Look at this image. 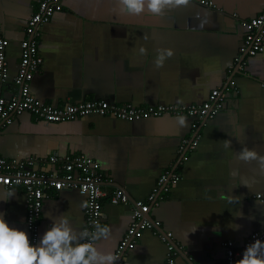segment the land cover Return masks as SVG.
<instances>
[{
	"label": "crops",
	"instance_id": "1",
	"mask_svg": "<svg viewBox=\"0 0 264 264\" xmlns=\"http://www.w3.org/2000/svg\"><path fill=\"white\" fill-rule=\"evenodd\" d=\"M41 1L0 0V35L10 40L7 96L15 92L21 42ZM212 1L214 6L189 0L153 16L122 12L117 0H64L39 27L43 64L31 83L39 100L56 106L98 99L136 107L189 105L203 103L221 89L222 109L196 130L195 118L187 115L129 121L91 114L49 122L27 112L0 128L1 156L88 155L101 165L106 192L121 188L131 201H147L163 173L182 175L146 215L159 220L160 228L140 231L115 264H171L162 231L173 233L180 250L173 264H227L223 242L242 246L264 224V202L253 198L264 193V168L258 160L238 159L244 145L264 156V50L248 57L244 69L235 64L245 35L241 20L256 16L264 0ZM161 49H172L173 55L158 67ZM196 133L199 143L184 160L181 144ZM225 139L231 141L227 149ZM85 207L86 196L77 189L49 193L38 241L53 219L64 214L84 229ZM27 209L22 187L0 185V212L30 237ZM131 220L129 204H112L106 197L101 224L110 232L95 245L115 255Z\"/></svg>",
	"mask_w": 264,
	"mask_h": 264
},
{
	"label": "built area",
	"instance_id": "2",
	"mask_svg": "<svg viewBox=\"0 0 264 264\" xmlns=\"http://www.w3.org/2000/svg\"><path fill=\"white\" fill-rule=\"evenodd\" d=\"M63 1L42 0L38 10L29 19L26 27L27 38L21 42L22 54L18 73L13 80L15 92L10 96L6 95V85L10 77L7 59L10 40L0 35V128L12 123L15 117L27 112L49 122L73 120L91 114L113 115L129 121L164 114L187 115L195 118L192 128L196 130L201 122H205L220 112L223 107L221 89H214L203 103L189 105L161 104L136 107L131 103L117 105L98 99L70 101L56 106L39 100L31 89L32 80L43 64V57L39 52V27L51 20L53 14L62 7ZM198 1L203 5H215L212 0ZM241 25L245 30V35L238 55L235 57V64L239 70L245 68L248 57L255 56L264 50V7L256 16L242 19ZM199 140V133L183 140L180 149L184 152L182 157L184 160L189 158L188 151L194 150ZM39 165H51L54 168L48 170V168H40ZM104 177L100 163L85 154L51 155L47 158L23 160L0 155V185L10 190L17 187H22L25 190L30 239L35 241H38L39 238V221L43 203L51 192L77 189L86 196V223L83 230L90 233L94 231V225L102 221L103 202L106 197L112 204H129L131 206V224L115 253L120 260L122 254L134 246L135 238L140 231L160 228L159 220H149L146 215L152 208V204L157 203L163 192H169L171 187L182 178V175L179 172L163 173L147 201H131L129 195L121 188H116L111 193L106 192ZM253 198L264 202V193L254 194ZM160 237L167 245L168 260L173 264L180 253L178 246L173 241V233L162 231ZM258 238L264 239V224L252 232L242 246H237L231 240L224 241L223 247L226 250L227 264H236L247 244ZM190 264L195 263L191 262Z\"/></svg>",
	"mask_w": 264,
	"mask_h": 264
},
{
	"label": "clouds",
	"instance_id": "3",
	"mask_svg": "<svg viewBox=\"0 0 264 264\" xmlns=\"http://www.w3.org/2000/svg\"><path fill=\"white\" fill-rule=\"evenodd\" d=\"M189 0H117L120 11L129 14L147 13L161 16L166 10L187 4ZM141 53L144 48L139 49ZM173 55L172 49H161L155 58L159 67ZM179 122L184 123L180 117ZM231 146L225 139L224 148ZM238 159L248 162L258 160L264 168V156L254 148L244 145ZM10 193L5 199L10 198ZM235 225L233 228H238ZM109 227L101 223L94 225L89 232L77 228L65 214L53 219L51 226L39 241L30 239L26 229L13 226L0 212V264H115L118 257L111 251H103L95 241L109 235ZM236 264H264V239H255L244 248Z\"/></svg>",
	"mask_w": 264,
	"mask_h": 264
},
{
	"label": "water",
	"instance_id": "4",
	"mask_svg": "<svg viewBox=\"0 0 264 264\" xmlns=\"http://www.w3.org/2000/svg\"><path fill=\"white\" fill-rule=\"evenodd\" d=\"M148 215H150V214H148Z\"/></svg>",
	"mask_w": 264,
	"mask_h": 264
}]
</instances>
